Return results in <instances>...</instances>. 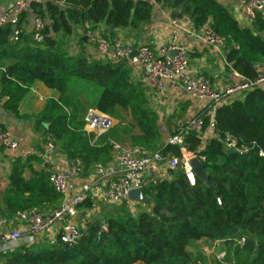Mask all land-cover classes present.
<instances>
[{
    "label": "trees",
    "instance_id": "trees-1",
    "mask_svg": "<svg viewBox=\"0 0 264 264\" xmlns=\"http://www.w3.org/2000/svg\"><path fill=\"white\" fill-rule=\"evenodd\" d=\"M173 8V16L189 17L195 30L209 26L225 39L229 69L250 81L262 74L264 20L260 15L252 27L242 28L216 0H175ZM33 11L46 22L43 43L31 33L14 44L13 26L0 28V59L13 61L3 77L8 111L18 114L27 89L37 82L56 91L57 97L48 98L35 116L36 130L45 136L46 144L54 143L61 155L79 163L81 177L98 164L112 162L106 138L127 135L133 146L149 153L161 151L168 159H181L183 150L206 156L209 181L197 179L192 187L183 170L169 171L171 179H158L143 190L148 210L134 214L127 205H112L104 221H87L86 235L76 245L46 243L38 249L22 245L1 253L0 264H209L204 252L190 250L204 240L222 242L226 248L224 257L213 264H264V88L236 96L217 110L213 130L219 138L205 150L203 137L195 133L186 134L181 146L172 145L165 141L157 114L133 81L131 64L94 59L89 44L77 35L86 22L94 30L102 23L109 27V32H103L108 40L116 29H137L152 20L149 1L47 0L33 5ZM91 109L116 120L112 133L95 140L85 130L84 118ZM210 126L207 120L204 132ZM228 140L247 151L227 149ZM37 160H14L0 215L13 219L19 212L50 213L58 207L61 196L51 181V165L34 170ZM79 209L95 212L97 202L90 196ZM102 222L109 234L99 238Z\"/></svg>",
    "mask_w": 264,
    "mask_h": 264
},
{
    "label": "built area",
    "instance_id": "built-area-1",
    "mask_svg": "<svg viewBox=\"0 0 264 264\" xmlns=\"http://www.w3.org/2000/svg\"><path fill=\"white\" fill-rule=\"evenodd\" d=\"M42 3L44 0H18L0 17V28L6 25L16 26L13 40L18 42L22 35L18 29L20 19L24 14L31 13L33 20L31 33L38 43H43L46 38L43 33L46 22L33 11V5ZM240 9L241 14L252 22L257 15L264 20V0H241ZM171 24L173 29L170 42L156 50L146 45L135 47L117 38L105 39L88 22L84 24V37L103 61H127L131 66L139 67L147 78L149 88L159 97L166 98L167 84L178 82L192 100L207 104L198 116L181 126L170 139V144L181 146L186 134L195 133L201 136L206 121H214L217 110L229 103L232 98L258 87L264 88V70L254 81L243 79L224 91L215 90L207 77L191 72L188 50L180 40L182 29L180 22L174 19ZM204 38L209 45L220 50L226 46L225 39L213 32L210 27H207ZM135 52L137 55L132 57ZM84 121L85 130L98 136L110 133L116 125L112 117L94 109L87 112ZM106 144L111 149L113 161L107 166L97 165L96 178L83 185L73 196L71 181L81 174L79 163L70 162V169L66 172L62 165L54 162L57 155L55 144L52 142L46 144L44 158L51 165V181L61 196V205L50 213L33 209L19 212L13 219L0 215V254L12 252L22 245L33 246L42 237L51 245H76L84 238L86 232L73 220L88 197L92 196L96 202L131 207L138 202L131 199L130 193L135 190L143 191L151 183L156 184L158 179L155 174L163 167L172 172L181 169L192 187L197 184V177L190 162L198 156L188 154L185 150L181 159L176 157L168 159L161 151L149 154L139 147H126L112 138H108ZM226 147L239 153L247 151L245 147L239 148L235 140H228ZM0 148L13 158L27 159L33 155L32 151L4 126L2 120ZM198 158L206 162V157ZM58 226L59 232L56 233L55 228ZM104 234H109V228L102 222L99 238Z\"/></svg>",
    "mask_w": 264,
    "mask_h": 264
},
{
    "label": "crops",
    "instance_id": "crops-1",
    "mask_svg": "<svg viewBox=\"0 0 264 264\" xmlns=\"http://www.w3.org/2000/svg\"><path fill=\"white\" fill-rule=\"evenodd\" d=\"M17 1L18 0H0V17L3 16L6 12H8L10 7ZM46 1L47 0H44V3ZM147 1H149L153 5L152 20L149 23L142 24L137 29H116L113 31V35L110 40L117 38L121 39L124 43L132 44L135 47L146 45L156 50L162 46L167 45L170 42L171 31L173 29V26L171 24L172 20L178 19L182 28L180 40L188 50L190 59V70L193 74L204 75L205 77H207L210 80L212 87L218 91H224L231 85L237 84L244 79L238 73L229 69L224 49L220 50L214 46L209 45L205 41L204 35L207 30V27L209 26L205 27L201 31H197L193 28L192 21L189 17H174L173 15L175 10L173 8V5L175 4V0H163L160 2H158L157 0ZM216 1L228 10V12L234 17L236 21H238L242 28L252 27L253 22L241 14V0ZM25 15L26 16L25 18H23V20L20 19L21 23L18 26V29L22 32V35L31 34L33 26L32 14L27 13ZM95 31L103 37V32H109L110 28L102 23L98 26ZM77 35L84 37V26L78 29ZM75 39L77 41V38ZM11 41L15 44L13 37ZM71 51L73 54L77 53L76 48H72ZM88 52L94 59L102 60L98 55L96 49L90 44ZM12 64L13 61L11 59H0V120L3 121L4 126L8 130H10L12 134L17 139H19L27 149L32 151V157H37L38 160L34 162L33 169L39 171L43 168L44 165H47L48 163L44 158V151L46 146V143L44 142L45 136L36 130L35 116L39 115L42 112L45 101L48 98L57 97V93L56 91H51V89H46V87H44L41 82H37L31 88L27 89L25 96L20 103L18 114H14L8 111L5 106L9 101V97L2 94L3 77L7 68ZM132 67L133 81L138 84L141 89L146 88L150 91L148 93L147 98L149 107L158 116V125L160 129L164 132V138L166 142L170 141L171 132H177L181 126L185 125L191 119L198 116L207 107L206 103H200L192 100L186 93L182 85L178 82L167 84L166 98L159 97L149 88L147 78L143 74L141 69L136 66ZM210 122L212 123V126H210L201 135L204 139V150L211 141H214L219 138L213 130L214 121ZM110 133H112V131ZM91 134L95 135V140L105 136H98L96 133ZM108 138L115 139L126 147H139L133 146L131 143L130 136L127 135H121L120 137L110 136ZM108 138H106V140ZM139 148L143 149L142 147ZM15 159L18 158H13L7 151L0 148V209L3 208V195L6 188L8 187L9 175L12 170ZM54 162L62 165L66 172L69 171L71 161H69L65 156L61 155L58 151ZM96 167L97 165L89 172L88 176L81 177L79 175L77 178L71 181L72 196L77 194V192L83 185L90 183L94 178H96ZM29 175L30 171L26 173V176ZM155 177L157 179L172 178L167 167H163L159 173L155 174ZM143 204L144 203H135L133 206ZM60 205L61 201L59 202L58 207L56 209H58ZM84 211L81 214L83 216V219L80 220L84 223H81L80 221L76 220L78 217H80V212L78 213L76 218H74L73 222L78 225L81 230L86 232L88 227V219L84 218L85 216L89 218L90 212H88L87 210ZM55 232H59V226L55 228ZM40 242H42L43 244L47 243L45 237H42L37 241L35 245Z\"/></svg>",
    "mask_w": 264,
    "mask_h": 264
},
{
    "label": "rangeland",
    "instance_id": "rangeland-1",
    "mask_svg": "<svg viewBox=\"0 0 264 264\" xmlns=\"http://www.w3.org/2000/svg\"><path fill=\"white\" fill-rule=\"evenodd\" d=\"M44 87H46V86L44 85ZM46 89H49V88L46 87ZM141 90L143 91L144 95L148 98V93L150 91L148 89H146V88H143ZM158 123H159V121H158ZM97 206H98L97 211H95V212L88 211V212H90V217L88 218V217L85 216L84 219H88L91 222H94L97 219H100L101 221H104L105 220L104 219L105 218L104 215L106 213H108V211L111 209V206L112 205H109V204L104 203V202H98L97 201ZM149 207L150 206L148 204H143V205L131 206L130 208H131V212L132 213L138 214V213H141L143 211L148 210ZM79 212H80V217H78L76 219L78 221H80V220L83 219V216L81 215L83 211L79 209L78 210V213ZM80 222L81 223H84L83 221H80ZM42 242H40L37 245H35L34 248L35 249H38L43 244ZM190 250L191 251H202V252H204L208 256L209 264H213L215 260L222 259L224 257V253H225L226 248H225V246H224V244L222 242H215V243H213V242H209V241H205L204 240V241H201V242L197 243Z\"/></svg>",
    "mask_w": 264,
    "mask_h": 264
},
{
    "label": "water",
    "instance_id": "water-1",
    "mask_svg": "<svg viewBox=\"0 0 264 264\" xmlns=\"http://www.w3.org/2000/svg\"><path fill=\"white\" fill-rule=\"evenodd\" d=\"M17 27L14 26L13 30L14 32L16 31ZM83 40L85 42H87V38L83 37ZM137 52H135L133 54L132 57L136 56ZM45 127L48 128V125L45 124ZM191 167L193 169L194 174L196 175L197 179H199L200 181H202L204 184H207L209 181V173L206 170L205 164L204 162H202L198 157H194L191 162ZM178 188H181L180 185H177ZM216 195V198L221 201V199ZM130 197L133 201L138 202V203H145L146 202V198L144 196V192L141 190H135L132 191L130 193ZM111 238H113V236H111Z\"/></svg>",
    "mask_w": 264,
    "mask_h": 264
}]
</instances>
